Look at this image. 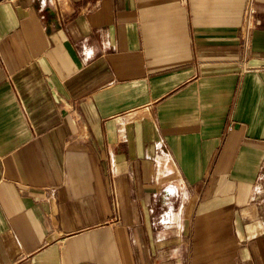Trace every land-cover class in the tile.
<instances>
[{
	"label": "crops",
	"instance_id": "obj_1",
	"mask_svg": "<svg viewBox=\"0 0 264 264\" xmlns=\"http://www.w3.org/2000/svg\"><path fill=\"white\" fill-rule=\"evenodd\" d=\"M246 1L0 2V264H264Z\"/></svg>",
	"mask_w": 264,
	"mask_h": 264
},
{
	"label": "built area",
	"instance_id": "obj_2",
	"mask_svg": "<svg viewBox=\"0 0 264 264\" xmlns=\"http://www.w3.org/2000/svg\"><path fill=\"white\" fill-rule=\"evenodd\" d=\"M1 1L3 0H0V2ZM255 14H256L255 0H247L246 5H245V10H244L243 26H242L244 38L248 37L250 30L254 26Z\"/></svg>",
	"mask_w": 264,
	"mask_h": 264
}]
</instances>
